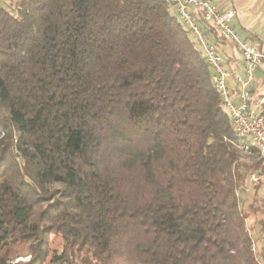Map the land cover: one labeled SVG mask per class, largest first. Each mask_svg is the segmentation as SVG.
I'll return each instance as SVG.
<instances>
[{"label":"trees","instance_id":"trees-1","mask_svg":"<svg viewBox=\"0 0 264 264\" xmlns=\"http://www.w3.org/2000/svg\"><path fill=\"white\" fill-rule=\"evenodd\" d=\"M245 143L169 0L0 6V264H263Z\"/></svg>","mask_w":264,"mask_h":264},{"label":"built area","instance_id":"built-area-1","mask_svg":"<svg viewBox=\"0 0 264 264\" xmlns=\"http://www.w3.org/2000/svg\"><path fill=\"white\" fill-rule=\"evenodd\" d=\"M184 25L191 30L197 40L200 57L211 69V81L220 101L229 113L234 135L241 139L244 149L253 145L260 158L264 159V96L257 103L251 102V87L255 72L264 61V49L242 40L236 31L232 19L233 9L222 10L210 0H169ZM195 10L201 16L195 15ZM215 27L217 35L223 41L230 42L243 61V71L235 73V91L231 89L228 78L231 73L222 61V57L213 41L210 40L199 20Z\"/></svg>","mask_w":264,"mask_h":264},{"label":"crops","instance_id":"crops-1","mask_svg":"<svg viewBox=\"0 0 264 264\" xmlns=\"http://www.w3.org/2000/svg\"><path fill=\"white\" fill-rule=\"evenodd\" d=\"M219 9H233V25L242 40L264 49V0H210ZM217 45L226 68L231 73L229 86L235 91L233 75L243 71V61L230 42L218 39ZM264 96V65L255 72L251 87V102L257 103ZM263 108V107H262Z\"/></svg>","mask_w":264,"mask_h":264},{"label":"rangeland","instance_id":"rangeland-1","mask_svg":"<svg viewBox=\"0 0 264 264\" xmlns=\"http://www.w3.org/2000/svg\"><path fill=\"white\" fill-rule=\"evenodd\" d=\"M9 0H0V6L4 5L8 3ZM225 108V107H224ZM226 110V109H225ZM227 111V110H226ZM248 155L249 158L248 159H244L246 161H248L251 158H254V156H256L257 154L254 152H249L247 150L242 152V156L243 155ZM245 180L242 182V184L240 185L241 187L238 189L237 193H238V197L240 199V203L246 205L248 204V202H250V200L252 199L253 196V185L254 183L257 181V176L255 174L251 175H246L245 176ZM258 231L257 234V238L256 240H254V248L255 251H263L264 252V232L259 230V225H256V232ZM52 246L54 248H56L57 250H60L61 248V244H60V239L54 238V243H52ZM263 248V249H262ZM28 257H19L17 258L15 261L19 260H26ZM261 262L264 264V257L261 259ZM47 264H51V263H47ZM119 264H122L121 262Z\"/></svg>","mask_w":264,"mask_h":264}]
</instances>
